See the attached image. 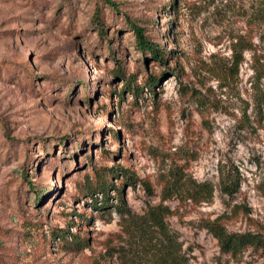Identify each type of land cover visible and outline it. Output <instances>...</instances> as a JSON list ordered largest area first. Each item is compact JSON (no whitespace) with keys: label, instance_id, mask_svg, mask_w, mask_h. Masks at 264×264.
<instances>
[{"label":"rangeland","instance_id":"1","mask_svg":"<svg viewBox=\"0 0 264 264\" xmlns=\"http://www.w3.org/2000/svg\"><path fill=\"white\" fill-rule=\"evenodd\" d=\"M127 19L164 62L137 52ZM98 168L131 176L109 177L101 210L102 194L82 191ZM219 170L238 178L233 195ZM174 177L211 183V201L164 198ZM121 201L134 218L167 208L189 264L226 260L202 220L264 234V0H0V264L148 261ZM79 214L88 241L75 249L53 234L71 241ZM230 264L264 257L248 250Z\"/></svg>","mask_w":264,"mask_h":264},{"label":"trees","instance_id":"2","mask_svg":"<svg viewBox=\"0 0 264 264\" xmlns=\"http://www.w3.org/2000/svg\"><path fill=\"white\" fill-rule=\"evenodd\" d=\"M110 6H114V3L107 1ZM171 5V4H170ZM174 6V3L171 5ZM114 8V7H113ZM167 10V6L164 7ZM94 25L101 39H106V25L99 14L95 15L93 18ZM127 25L130 28L129 31L132 32L135 38V46L137 52H141L147 57H151L154 61L161 63L169 55L165 52L163 47L155 41H151L145 34V28L138 24L136 21L127 19ZM121 72V76L125 79V85L123 89H127L135 97H138L142 87H138L134 82V79L130 76L126 77L122 73V69L118 68ZM157 83V77L150 76L146 80L147 88L151 91L154 85ZM123 91V90H122ZM120 170L113 168H98L92 171V175H85L86 180L83 185L82 191L86 194L92 196L96 193L102 194V200L100 206H97V199L93 200V206L98 210L103 209L108 204V191L113 185L111 184L109 177L121 174L123 176V182H129L128 179L131 178L130 175L125 173H120ZM218 185L222 194L231 196L239 190L238 178L233 176L229 171H218ZM115 193L120 194V187H114ZM166 190V196L170 197L173 195H180L186 199H191L196 203H207L210 202L213 197V185L209 182H197L190 179H180L178 181L177 177H174L168 184L164 186ZM39 197V193L37 198ZM122 200V199H121ZM118 213L124 216L123 211H127V217L135 222V230L138 231L145 242L150 244L152 247L151 259L148 261H135L131 264H189V260L186 255L182 252L181 245L178 243L177 238L171 233L168 227L164 223L165 211L167 208L157 205L155 207H150L146 217L134 218L128 210L124 207L122 201L121 204L116 206ZM167 212V211H166ZM80 223L76 232L71 234V241H67L62 233L57 231L53 236L58 235L59 238L67 246H74L75 249L85 248L87 246V237L81 235L83 232L82 223L85 218L79 214ZM134 218V219H133ZM137 220V221H136ZM76 226L75 223H69ZM71 226V225H70ZM200 228L205 229L217 242L220 252L225 256L226 260L224 264H230V261H235L246 251L250 250L254 253H259V255L264 257V234L263 233H252V232H229L226 227L222 224L221 218H216L213 220H202L200 222ZM63 232V231H61Z\"/></svg>","mask_w":264,"mask_h":264}]
</instances>
